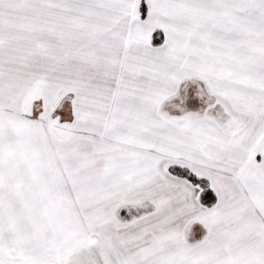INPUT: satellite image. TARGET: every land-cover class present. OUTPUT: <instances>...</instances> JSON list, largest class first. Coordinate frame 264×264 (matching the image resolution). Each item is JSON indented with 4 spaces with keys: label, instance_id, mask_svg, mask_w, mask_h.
I'll return each instance as SVG.
<instances>
[{
    "label": "snow or ice",
    "instance_id": "6c2138e0",
    "mask_svg": "<svg viewBox=\"0 0 264 264\" xmlns=\"http://www.w3.org/2000/svg\"><path fill=\"white\" fill-rule=\"evenodd\" d=\"M0 264H264V0H0Z\"/></svg>",
    "mask_w": 264,
    "mask_h": 264
}]
</instances>
